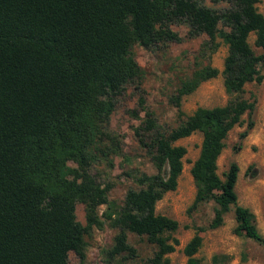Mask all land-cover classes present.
Listing matches in <instances>:
<instances>
[{"label": "trees", "instance_id": "16d2710c", "mask_svg": "<svg viewBox=\"0 0 264 264\" xmlns=\"http://www.w3.org/2000/svg\"><path fill=\"white\" fill-rule=\"evenodd\" d=\"M208 1L228 7L218 12L203 0H0V264H68L69 252L83 264L85 237L105 225L117 230L102 252L107 264L137 259L129 235L154 247L146 264H169L178 223L156 214L155 206L176 190L183 171L186 149L175 143L195 132L202 142L190 169L196 189L191 208L215 204L211 229L233 209L235 235L264 247L254 214L237 204L238 166L231 163L223 178L217 173L228 133L256 108V100L242 94L247 84L264 80V54L257 55L248 42L253 35L254 46L264 50V16L258 0ZM177 23L186 24L190 36L207 37L201 51L214 52L220 39L227 55L221 72L207 64L183 81L172 99L175 107L220 73L230 99L224 106L198 107L177 127L162 131L145 111L142 71L131 48L179 43L171 29ZM128 85L140 92L137 105L145 111L143 130L151 136L145 145L156 173L140 175L139 189H129L118 205L109 200V187L90 174V152L119 154L120 141L109 125ZM252 126L249 119L240 137ZM77 203L84 205L85 225L77 220ZM100 206H106L101 214ZM202 242L197 230L183 249L186 264H199ZM227 261L214 255L211 264Z\"/></svg>", "mask_w": 264, "mask_h": 264}, {"label": "rangeland", "instance_id": "374dc122", "mask_svg": "<svg viewBox=\"0 0 264 264\" xmlns=\"http://www.w3.org/2000/svg\"><path fill=\"white\" fill-rule=\"evenodd\" d=\"M203 2L205 6L218 12L228 7L225 3L212 4L208 0ZM257 8L264 16V0H258ZM171 29L180 36L179 43H167L151 49L135 44L131 48L132 57L142 71L140 87L144 91L145 111L152 114L162 131L177 127L198 107H220L226 105L230 99L225 93L220 73L216 78L202 83L193 93L183 96L179 109L175 107L172 99L177 96L181 83L190 78L195 70L210 64L222 71L227 47L217 39L214 52L208 49L203 52L201 49L207 41L205 35H188L189 28L184 23L171 25ZM248 42L257 55L264 54L263 49L254 46L253 35L249 36ZM260 72L264 76V67H260ZM139 95L135 85H128L125 92L117 98L111 115L109 130L120 141L119 154H110L105 158L96 150L90 152L93 155L90 174L102 187H109L108 198L118 205L122 204L129 189H139L136 179L140 175L156 173L152 153L145 145L149 144L151 136L143 130L146 115L137 105ZM242 97L249 101L256 100V108L250 118L247 114L243 115V123L228 133L224 141L225 147L217 162V173L223 178L222 174L231 163L238 166L235 185L237 204L254 214L257 230L264 238V80L260 84H247ZM133 110L136 117L131 114ZM249 119L253 126L241 138ZM201 142L202 134L195 132L175 143L186 149L183 171L176 190L166 193L155 206L156 214L167 216L178 223V229L172 235L178 244L175 251L167 255L169 264H186L187 258L183 249L197 230L203 238L202 246L196 254L199 264H211L214 255L228 256L225 264H264V247L244 236L235 235L233 209L224 216L220 227L211 229L209 225L215 204L210 201L191 208L196 189L190 169L199 155ZM68 165L76 167L73 162ZM105 208L106 206H100L99 214ZM76 217L85 225L84 205L81 203L76 204ZM116 233L117 230L105 225L103 229H94L86 236V260L83 264H107L102 252L112 246ZM129 243L136 248L138 257L127 264H146L147 259L153 256L154 247L145 239L129 235ZM118 261L114 264H121ZM68 264H79L73 252L68 254Z\"/></svg>", "mask_w": 264, "mask_h": 264}]
</instances>
